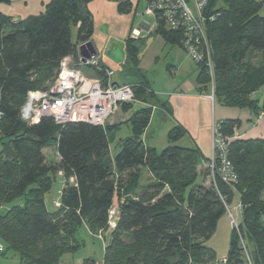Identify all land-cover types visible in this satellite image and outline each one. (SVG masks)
<instances>
[{"label": "trees", "instance_id": "1", "mask_svg": "<svg viewBox=\"0 0 264 264\" xmlns=\"http://www.w3.org/2000/svg\"><path fill=\"white\" fill-rule=\"evenodd\" d=\"M90 1L50 0L41 14L22 20L0 13L1 255L11 252L19 264H58L80 246L75 233L84 224L92 236L100 231L109 236L102 264H210L219 259L205 242L225 215L221 198L231 205L238 196L241 219L238 231L230 232L224 258L227 264H264V139L229 142L237 193L218 181L214 188L207 159L197 148L176 145L186 135L180 125L169 130V145L162 151L146 146L142 136L152 107L162 117L171 115V109L160 102L139 67V38L124 40L120 84L132 85L135 99L121 109L128 112L137 101L148 106L105 126L20 118L27 93L45 89L56 78L61 59L72 56L77 63V46L93 35ZM114 1L118 10L128 9V0ZM263 10L264 0H210L205 15L214 18L207 21L205 35L212 76L204 64L194 62L199 89L211 88L224 107L257 115L264 114V97L261 102L256 98L264 88ZM73 27L76 41L71 39ZM155 33L165 45H181V31L165 29L160 20ZM98 67L94 78L106 81L102 70L107 68ZM122 123L129 125L131 135L111 159L110 134ZM238 123L225 119L217 125L230 137ZM48 148L55 150L57 162L46 161ZM143 169L152 182L140 191ZM58 172L65 178L60 207L49 210L44 197ZM112 207L118 214L109 228Z\"/></svg>", "mask_w": 264, "mask_h": 264}, {"label": "built area", "instance_id": "2", "mask_svg": "<svg viewBox=\"0 0 264 264\" xmlns=\"http://www.w3.org/2000/svg\"><path fill=\"white\" fill-rule=\"evenodd\" d=\"M210 0H151L147 2L144 15L155 17L162 21L165 29L181 31V47L195 63L204 64L212 76V62L209 46L206 42V24L214 17L205 15ZM137 38L138 33L133 32ZM74 61L72 56L61 59L56 78L45 89L29 91L19 114L24 122H36L41 118H51L57 125L68 122H85L94 125H112L114 117L121 111L125 103L133 102L132 85L115 83L113 72L102 70L106 81L91 78L82 72V68L101 71L96 58L82 61L78 56ZM213 100V94L209 96ZM259 116V119L263 117ZM239 136L236 129L230 137L223 136L217 124L211 130V156L207 167L210 182L217 190V181L236 192L237 174L228 158V144ZM62 176V172H58ZM73 178H69V183ZM61 194V193H60ZM226 216L232 229L238 231L241 219L242 204L237 199L233 205H228L221 198ZM59 206V204H56ZM118 214L115 208L108 212V226L113 228L114 217ZM102 238V233L96 235ZM3 246L0 244V252ZM210 264H227L226 258Z\"/></svg>", "mask_w": 264, "mask_h": 264}, {"label": "crops", "instance_id": "3", "mask_svg": "<svg viewBox=\"0 0 264 264\" xmlns=\"http://www.w3.org/2000/svg\"><path fill=\"white\" fill-rule=\"evenodd\" d=\"M49 1L50 0H10L8 4H0V13L10 16L14 20H22L41 14L45 9V5ZM120 1L124 2L125 0ZM140 1L144 0H128L129 6L125 11L118 10L117 6L119 2L114 0H91L87 5V10L91 15L93 23V35L91 36L90 41L96 51L95 58L100 65L113 72L112 80L114 82L121 83L123 78L120 76L119 70L117 74H115V71L113 70L116 69L115 64L113 63L112 65L111 61L104 57V49L108 44H121L124 51V40L129 36L135 37L133 36V32H136L138 33L137 38L143 43L144 39L147 41L152 39L153 43L158 49H160L161 53H163L164 50L171 49L175 46L165 45L163 39L155 33L158 22L155 17L139 13L137 9ZM144 3L146 7L147 2L144 1ZM156 38H159L160 42H156ZM175 47H180L182 49L181 45H176ZM100 52H102V54H100ZM124 60L125 52L123 58L119 59L117 62H123ZM173 62L175 61H172L169 66L172 75H176L178 72L185 76L184 68L180 65L176 66ZM179 68H182L183 70L181 69L179 72ZM140 69L142 68L140 67ZM196 69L197 71L193 81L186 80L184 82L179 81L175 83L173 80H169L166 87H163V90L161 91H156L152 87V90L158 96L160 102L167 103L171 109V115H166V117H163L162 119L166 120V118L170 117L175 123L174 126L180 125L186 131V135L182 139L187 141V146L197 148L201 155L205 159H208L211 156L212 127L225 119L239 121L240 124L236 128L239 138L264 139V121L254 120L250 111L240 110L243 112L246 122L242 124V120L240 119L241 115H239V117L238 115H235V117L222 108L219 110L217 109L215 106L217 102L214 97L213 100L209 99V96L212 94L211 88L205 90L198 88V85L196 84L198 68L196 67ZM82 72L86 76L94 78V70L86 67L82 68ZM143 72L145 71L143 70ZM183 76L182 78H186ZM148 79L151 86H153L149 77ZM216 111L218 112L217 117ZM8 261V259L5 260V258H2L0 264H4ZM12 263L19 264V260L18 262L13 260Z\"/></svg>", "mask_w": 264, "mask_h": 264}, {"label": "rangeland", "instance_id": "4", "mask_svg": "<svg viewBox=\"0 0 264 264\" xmlns=\"http://www.w3.org/2000/svg\"><path fill=\"white\" fill-rule=\"evenodd\" d=\"M0 4H5V3H0ZM144 8H145L144 1H140L137 9L139 13L143 14ZM262 14L264 15V12H262ZM76 37H77V29L76 27H73L71 28L72 41H76ZM143 41L144 43H142V48L140 50V67L142 68V70L145 71V73L152 81L153 83L152 87L154 90L156 91L163 90V87H166L169 80H173L175 83L179 81L184 82L186 80H192V81L194 80L193 78L195 77L197 66L192 61V59H190V57H188L184 53V51L180 47H175L176 46L175 45L173 48L164 50L163 53H161L160 49H158L155 46L152 39H149L148 41L144 39ZM156 42H160L159 38H156ZM100 54H102V52H100ZM123 56H124V51L121 47V44H113V45L108 44L107 47L104 49V57L110 60L112 65L114 63L116 66V69H113L115 71V74H117L118 70H120L122 64V61L121 62H117V61L123 58ZM172 61H175L173 63H175L176 66L180 65L182 68H184L185 76L179 74L178 72L176 75H172L169 69L170 63ZM181 69L179 68V72ZM182 76L186 78H182ZM263 97H264V88L256 94V98L260 102ZM217 104L218 103H216L215 106L217 107L218 110L222 108L232 116L238 115L239 117V115H241L240 119L242 120V124L246 123L244 114L242 111H240L246 109L229 108ZM148 105L149 104H144L142 102L138 103L137 101L133 104L130 110H128V112H125L124 110L121 109V111L117 114V116L114 117L115 120L113 123L115 124L124 121L133 112L137 111L139 108L143 106H148ZM152 111H153V116L151 117L147 129L142 136V141L143 142L145 141L146 146H148L149 148L155 149L157 152H160L169 145L168 132L170 129H172V127H174L175 123L173 119L170 117L166 118V120H163L162 116L156 115V110L154 111L153 108ZM251 115L252 118L256 121H264V114H262L263 117L260 119L259 116L261 114L257 115L251 112ZM217 116H218V112L216 111V117ZM239 124L240 123H238L237 125ZM130 135H131L130 127L129 125H126L124 123L120 124L118 128H116L110 134L109 155L111 159L118 152L120 142L128 138ZM186 142L187 141H185V139H181L176 145L181 147H188L187 146L188 144ZM0 150H1V143H0ZM44 153H45L46 161L48 163L57 162V155L53 148L45 149ZM208 160L209 158L207 159V163L209 162ZM64 182H65V178H63L58 174L57 180H55V182L53 183L51 191L45 195L44 197L45 203L49 210H54V208L60 207L59 197H60L61 189L65 184ZM150 182H152L151 177L146 171V169L140 170L139 173V184L141 187L140 191L144 187H146ZM56 204H59V206H57ZM233 204L234 202L231 205ZM231 230H232V226L230 225L229 218L226 216V212H225V215H223L218 220L214 233L205 242L208 247L213 248V250L216 253L217 259H221L222 257L226 256ZM99 233L100 232H98L97 234ZM101 237L102 238L100 239L96 236H92L91 233L88 231L87 227L84 224L81 225L76 230L75 233V238L77 239V241L80 242V246L77 249H75L73 253L64 255L58 264H85L86 261H90V260L93 261L94 264H102L103 251L106 243L108 242L109 236L103 233ZM2 258H5V260L6 259L9 260L4 264H13L12 263L13 260L18 262V257L11 252H7V254L5 255L0 254L1 261Z\"/></svg>", "mask_w": 264, "mask_h": 264}, {"label": "water", "instance_id": "5", "mask_svg": "<svg viewBox=\"0 0 264 264\" xmlns=\"http://www.w3.org/2000/svg\"><path fill=\"white\" fill-rule=\"evenodd\" d=\"M77 53L78 56L82 58L83 62L96 57L95 48L90 40L78 45Z\"/></svg>", "mask_w": 264, "mask_h": 264}, {"label": "bare ground", "instance_id": "6", "mask_svg": "<svg viewBox=\"0 0 264 264\" xmlns=\"http://www.w3.org/2000/svg\"><path fill=\"white\" fill-rule=\"evenodd\" d=\"M152 108H153L154 111L156 110L154 107H152ZM156 115H158V114H156ZM158 116H159V115H158Z\"/></svg>", "mask_w": 264, "mask_h": 264}]
</instances>
